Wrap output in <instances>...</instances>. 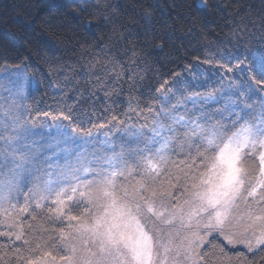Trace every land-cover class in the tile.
Listing matches in <instances>:
<instances>
[{
	"label": "snow or ice",
	"instance_id": "6c2138e0",
	"mask_svg": "<svg viewBox=\"0 0 264 264\" xmlns=\"http://www.w3.org/2000/svg\"><path fill=\"white\" fill-rule=\"evenodd\" d=\"M90 8L74 7L75 18L84 28L112 25L104 39L114 58L99 64V54L84 48L89 82L134 84L143 50L117 27L108 0ZM151 17L146 9L144 19ZM230 36L237 46L254 39L248 24ZM259 40L264 45V31ZM234 51L214 84L174 73L151 103L133 106L130 98L129 113L144 123L114 115L127 138H106L91 151V132L70 127L72 109L25 118L23 100L42 82L23 63L5 67L0 264H264V46ZM61 71L71 69L50 65V75ZM69 145L83 150L72 159Z\"/></svg>",
	"mask_w": 264,
	"mask_h": 264
},
{
	"label": "trees",
	"instance_id": "16d2710c",
	"mask_svg": "<svg viewBox=\"0 0 264 264\" xmlns=\"http://www.w3.org/2000/svg\"><path fill=\"white\" fill-rule=\"evenodd\" d=\"M108 2L115 9L117 27L123 25L126 33L132 34L130 39L143 54L134 84L125 77L118 83L108 80L107 87L99 88L89 82L94 78L80 53L89 48L90 55L101 57L99 64L104 63L106 54L114 58L104 39L112 25L101 22L99 28H84L73 13L78 5L91 10L96 0H0V67L23 63L36 81L42 82L26 98L28 116L35 117L38 112L52 116L72 109L70 126L79 131L116 127L114 115L139 126L144 120L129 113L130 98L133 106L135 102L142 107L151 103L155 89L174 73L193 84L206 80L214 84L223 71L219 64L227 63L235 48L243 52L245 47L255 50L264 46L259 40L264 31V0H207L206 6L202 0ZM112 8L103 11L112 14ZM146 9L152 11L150 21L144 19ZM243 24L252 29L254 39L250 42L246 36L237 46L230 29ZM52 64L65 65L71 71L50 75ZM236 75L241 76L239 72Z\"/></svg>",
	"mask_w": 264,
	"mask_h": 264
},
{
	"label": "rangeland",
	"instance_id": "374dc122",
	"mask_svg": "<svg viewBox=\"0 0 264 264\" xmlns=\"http://www.w3.org/2000/svg\"><path fill=\"white\" fill-rule=\"evenodd\" d=\"M24 65H25V64H24ZM14 66H15V65H3V66H1V67H0V75L3 74V72H4V68H5V67L12 68V67H14ZM26 71H27V73H28L29 75H32V76H33V74H31V73L27 70V68H26ZM7 83H8L7 80H4V81H3V84H4L5 88L7 87ZM3 95L6 96V95H7V92L5 91V92L3 93ZM27 96H28V95H27ZM23 104L27 107L26 99L23 100ZM24 115H25V118H27V117H28V112H26ZM41 119H43L42 116H41ZM48 123H49V124L52 123L51 119H49ZM29 124H31V121H29ZM65 124H69V123H68L67 121H65ZM38 126H39V123H37V127H38ZM110 126H112V125H110ZM70 127H71V126H70ZM107 127H108V128H107ZM107 127L102 126V127H99V128L96 129V130L91 131V134H92L93 140H92V142H91L90 145H89V151L92 150V145H95L96 147H99L102 143L105 142L106 138H107L108 140H113V139L115 138V139L117 140V142H118L120 139H126V138H127L126 135H125V133H124V127H122V126H120L119 128H118V127H113V126H112V127L107 126ZM116 128H117V129H116ZM115 129H116V130H115ZM120 129H121V130H120ZM44 131L47 132L48 129L45 128ZM78 131H79V130H78ZM37 139H39V137H37ZM68 147L72 150V157H71L72 159L75 158V154H76V153H78V152H80V151L83 150L82 147H78L77 145H69ZM59 163H60L61 165L64 164V159H63V157H61V159L59 160Z\"/></svg>",
	"mask_w": 264,
	"mask_h": 264
}]
</instances>
